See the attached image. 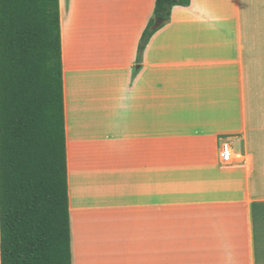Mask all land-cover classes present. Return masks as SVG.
Masks as SVG:
<instances>
[{
  "label": "crops",
  "instance_id": "obj_1",
  "mask_svg": "<svg viewBox=\"0 0 264 264\" xmlns=\"http://www.w3.org/2000/svg\"><path fill=\"white\" fill-rule=\"evenodd\" d=\"M155 3L60 0L71 264H264V0Z\"/></svg>",
  "mask_w": 264,
  "mask_h": 264
},
{
  "label": "trees",
  "instance_id": "obj_2",
  "mask_svg": "<svg viewBox=\"0 0 264 264\" xmlns=\"http://www.w3.org/2000/svg\"><path fill=\"white\" fill-rule=\"evenodd\" d=\"M176 5L189 0H156L155 18ZM0 251L71 264L60 0H0Z\"/></svg>",
  "mask_w": 264,
  "mask_h": 264
},
{
  "label": "built area",
  "instance_id": "obj_3",
  "mask_svg": "<svg viewBox=\"0 0 264 264\" xmlns=\"http://www.w3.org/2000/svg\"><path fill=\"white\" fill-rule=\"evenodd\" d=\"M236 160L231 141L225 140L220 148V161L223 165H232Z\"/></svg>",
  "mask_w": 264,
  "mask_h": 264
},
{
  "label": "water",
  "instance_id": "obj_4",
  "mask_svg": "<svg viewBox=\"0 0 264 264\" xmlns=\"http://www.w3.org/2000/svg\"><path fill=\"white\" fill-rule=\"evenodd\" d=\"M164 23H166V19H164V18H156L155 19V24H154V29L159 28Z\"/></svg>",
  "mask_w": 264,
  "mask_h": 264
}]
</instances>
